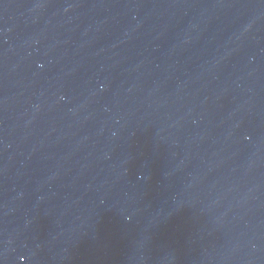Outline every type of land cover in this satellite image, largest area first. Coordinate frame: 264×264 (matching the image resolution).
<instances>
[{
    "label": "water",
    "instance_id": "water-1",
    "mask_svg": "<svg viewBox=\"0 0 264 264\" xmlns=\"http://www.w3.org/2000/svg\"><path fill=\"white\" fill-rule=\"evenodd\" d=\"M0 264H264V0H0Z\"/></svg>",
    "mask_w": 264,
    "mask_h": 264
}]
</instances>
